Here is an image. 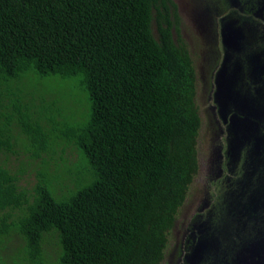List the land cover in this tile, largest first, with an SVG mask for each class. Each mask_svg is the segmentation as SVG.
I'll list each match as a JSON object with an SVG mask.
<instances>
[{"label":"trees","instance_id":"16d2710c","mask_svg":"<svg viewBox=\"0 0 264 264\" xmlns=\"http://www.w3.org/2000/svg\"><path fill=\"white\" fill-rule=\"evenodd\" d=\"M169 2L0 0V264H171L206 115Z\"/></svg>","mask_w":264,"mask_h":264},{"label":"flooded vegetation","instance_id":"af4514ba","mask_svg":"<svg viewBox=\"0 0 264 264\" xmlns=\"http://www.w3.org/2000/svg\"><path fill=\"white\" fill-rule=\"evenodd\" d=\"M193 1L188 24L182 18L183 0H171L169 6L179 17L176 40L187 33L199 35L198 44L192 41L187 45L197 68L198 97L201 83L204 87L205 126H209L208 136L213 142L215 159L209 161L207 173L214 178L221 176L223 192L240 210L236 220L240 230L253 225L252 245L243 250L244 244L237 242L230 264L243 251L246 261L241 264H264V0ZM242 164H248L250 172L240 178ZM211 197L205 185V200L198 213L189 222L185 218L177 223L173 230L177 229L178 236L175 253L179 255L181 231L183 239L189 237L182 239V247L195 248L199 253L194 264H208L212 251L214 256L222 251L209 225L212 218L234 221L233 213L229 215L221 206L223 202L211 204ZM196 203L193 200L191 207ZM196 207L189 210L194 212ZM235 238L242 241L239 235ZM197 241L202 245L195 246Z\"/></svg>","mask_w":264,"mask_h":264},{"label":"rangeland","instance_id":"374dc122","mask_svg":"<svg viewBox=\"0 0 264 264\" xmlns=\"http://www.w3.org/2000/svg\"><path fill=\"white\" fill-rule=\"evenodd\" d=\"M182 6H183V10L185 11L182 12V18L185 21L186 24H188V22L190 21V18L192 19L191 16V5L194 3L193 0H183ZM190 17V18H189ZM184 39L186 41L187 44H191L192 41H194L196 44L199 43V35L197 36L196 34H191V33H187L186 35H184ZM35 79V78H34ZM34 79H32L34 81ZM50 89H54V87H48ZM57 89L58 91H60V93L62 95H75V98H78L79 100L83 101V104H79L80 109H82L83 107L86 106L87 103V98L88 95L85 93L82 84H81V80L79 79H73L71 81L68 82H60L57 84ZM201 93H200V97H199V104H201V106L203 107V109H206L207 107L204 106V100H205V95H204V87H202V83H201ZM204 112V111H202ZM207 133H209V126H204L203 128V140L200 141L201 143V150H200V160H201V168H200V173L198 175V177L195 179V183L193 186V192H197L201 194V196L199 197L198 195L196 196V201L197 202L193 207H196V210L193 212V210H189L192 209L193 207H191V204H187L184 209H182L181 213H180V219L178 221L179 224H181L185 218H187V221L189 222L192 218H194V214L198 213V206L200 205V203H203V201L205 200V185H208L209 187V194H211V204L212 203H219V202H223L224 205H221L224 209H228L229 210V215H231L233 213L234 216V221L232 222H228L225 223V221L222 218H216L213 217L212 220L209 222V225L212 227V233L214 235L217 236L216 242L222 244V251L220 253L217 254V256H214V251H212L209 254V263L208 264H230L231 259H232V255L234 253L233 250V246L237 243V242H241L242 244H244L243 246V250L246 248V246H249L252 242V238L251 236L253 235V225L250 224L251 226L248 227V229H246L244 232H242L241 229V225H237L236 220H237V216H239V209H237L236 207V202L232 200H229V194H225V192H223V188L221 186V184H223V181L220 179V177H218L216 175V177H212L211 174L207 173V170H210L209 167V161L212 162L215 159V155L212 153V148H213V142L211 141V136L208 137V141L209 144H207ZM64 156H68L70 157V159L72 161H75L77 159L78 153L75 149H71L69 148L68 153L64 154ZM246 160V158L244 159ZM29 162V158L27 157V155H22L19 157V159H15L12 158L11 159V163L13 165V168L15 170H19L20 167L24 166L26 168V172L22 177V181H21V186L25 189H32L34 186V183L36 182L35 180V173L37 172V170L40 168L39 164L37 162H33L32 164H28ZM219 163L216 161V166L218 168ZM232 167V166H231ZM216 168V167H215ZM216 168V169H217ZM212 170V169H211ZM215 172V169H214ZM250 169H249V165L248 164H242L240 166V178L244 177V174H249ZM207 173V174H206ZM219 181V182H218ZM234 182H236L234 179L232 180ZM55 187L56 185H58L57 180L54 181ZM229 186V185H228ZM227 186V187H228ZM194 194V195H195ZM251 195V194H250ZM248 195V199L249 196ZM235 199L237 198V195L233 196ZM193 199V197L191 198V200ZM218 205V204H217ZM209 214V213H208ZM207 214V215H208ZM206 215V216H207ZM206 218V217H205ZM231 223H235L234 225ZM229 225H233L232 227ZM181 225H179V230L181 229ZM177 229L175 230V234H173V238H172V243L174 242L173 247L170 249V253H169V259L168 261H171V264H194L197 257H198V251H195V248H188V250L186 248L182 247V235H181V231H179V236H180V244L181 247L179 249V255L175 253V245H176V238L178 237L176 234ZM239 235V238L242 241H236V236ZM189 237L187 236L185 239L183 240H187ZM193 243H194V238H193ZM172 245V244H171ZM200 246L202 244L199 243V241L195 242V246ZM252 245V244H251ZM250 245V246H251ZM249 246V247H250ZM45 248L49 254V257L51 260L53 259H57L58 257V253L56 252L58 250L57 246H56V242L55 240L51 241V242H46L45 243ZM249 249V248H247ZM244 251L241 253H237L236 259L234 260L235 263L234 264H241L243 262L246 261L245 259V255L243 254ZM175 254V257H174ZM223 254H225L223 256Z\"/></svg>","mask_w":264,"mask_h":264}]
</instances>
